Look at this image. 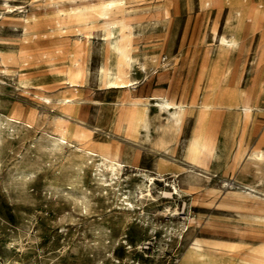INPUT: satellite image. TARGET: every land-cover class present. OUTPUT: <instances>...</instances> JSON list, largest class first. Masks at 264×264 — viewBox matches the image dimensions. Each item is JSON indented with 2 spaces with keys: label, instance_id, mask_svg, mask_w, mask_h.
<instances>
[{
  "label": "rangeland",
  "instance_id": "374dc122",
  "mask_svg": "<svg viewBox=\"0 0 264 264\" xmlns=\"http://www.w3.org/2000/svg\"><path fill=\"white\" fill-rule=\"evenodd\" d=\"M107 1L0 0V264H247L264 223L210 204L206 191L226 192L224 181L264 191L253 159L264 130V0H111L105 16ZM112 21L135 61L114 50L112 67L130 85L103 88L101 29ZM185 83L198 103L217 104L210 125V108L157 104L181 98ZM243 90L254 104L233 157ZM125 100L147 106L131 130L117 129ZM208 126L217 155L196 165L185 148ZM53 135L71 145L53 151ZM85 149H113L126 165L111 174L97 157L83 162ZM98 168L113 186L98 184ZM153 172L165 180L146 194ZM172 182L183 191L162 196Z\"/></svg>",
  "mask_w": 264,
  "mask_h": 264
},
{
  "label": "bare ground",
  "instance_id": "6f19581e",
  "mask_svg": "<svg viewBox=\"0 0 264 264\" xmlns=\"http://www.w3.org/2000/svg\"><path fill=\"white\" fill-rule=\"evenodd\" d=\"M213 1H217V0H213ZM111 5H112L111 0L107 1L106 4L104 5L103 7L104 9L102 11L105 16H107V13H108L107 9L110 8ZM5 6L9 7L11 5L5 2ZM171 7H173V4L171 2L168 5H166V7L164 6V9H165L164 13L168 14ZM238 13L240 14V12ZM119 31H120L119 26L117 25V23L113 21L110 23H105L101 29L102 60L100 62V66L98 70V81H99V84L103 88L125 87L127 85H130L131 80L130 79L124 80L119 74V72L114 70L111 64L110 56L114 50H116L119 55L121 56L123 55L124 59H126V62H128L129 64L135 61L133 56L123 54L121 44L117 40V36H120ZM86 33H85L86 36L84 39L85 43L90 41L89 34H86ZM226 44L227 46L230 47L232 51L238 49L241 46L240 40H232L230 42H226ZM161 57L162 55H160V58ZM83 63H84V66L82 70L79 72V76L81 80H83V78L85 77L86 68H87L86 61ZM186 63L188 64V70H191L192 61H188V62L186 61ZM204 63L207 64L206 62ZM145 65L146 64L144 62L139 61V66L144 70H145ZM229 72H230V68L226 70L225 80H227ZM187 91H188V83H185L184 86L182 87L181 98L176 99L175 95H172V96L170 95L171 96L170 98L162 97V100L160 102H157V104L161 108H165V109L171 108V107H177V106H183V107L197 106L199 110L202 109L205 111V109L210 108L213 110L209 118V125H210L212 116L218 113L217 104L214 102H211L208 99V95L206 96L205 99L202 98L200 102L198 103L196 101V97H197L196 93H194L193 91V93L190 96H188ZM158 98L159 97H157V99ZM253 98L254 97L251 91L249 90L242 91L241 96H240V107H241L240 119L242 121L241 122L242 126H241V133L236 140V144H235L236 148L231 154V156L233 157L236 155V153L240 150L242 146V134H243L245 125L252 113V108L254 104ZM158 100H160V98ZM63 101L70 102L71 100L69 98H64ZM146 108H147L146 103H140L138 101L129 102L128 100H125L121 104L120 109L117 113V117H116L117 129H119L122 125H124V127L128 130L133 129L139 122L143 121L144 118H146L145 117L146 110H147ZM8 118L11 120L17 119V117H14L13 115H8ZM53 136L54 137H52V139L50 140V145L53 151H59L61 148L64 147V144L71 145V143H69L64 137L56 136V135H53ZM218 147H219L218 140L215 139V137L213 136V132L210 130V127L208 126V130L205 135L201 137L198 136V138L196 139H189L186 145L185 151H186V155L190 159L194 160L196 165L197 164L204 165L208 159H214L216 157ZM82 153L85 156V159H83V162L86 159L97 157L98 159L101 160L102 164L105 165L106 168L110 169L111 174H113L115 170H120L122 169L124 165H126L124 162L117 159L116 154L113 149L110 150L108 154L97 153L95 151L88 150V149L83 150ZM133 157L135 160L139 158L138 150L134 152ZM253 159H254V162H258V163L261 162L264 165V130L258 141L256 151L253 154ZM101 170L102 168H98L96 171L97 173L96 180L98 184H100L101 186L103 185L113 186L111 185L112 184L111 181L105 180V178L102 177ZM155 179L165 180V177L162 173H159V172L147 173V180L149 182V186L145 190L146 194L151 193L150 185L154 183ZM166 183L168 182L166 181ZM222 187L226 190V192L220 195H218L217 192L206 191V195L210 198L209 200L210 204L214 203L219 208H226V209L234 210L236 213L245 214L246 216H249L251 218H254L255 220H258L264 223V191H259L253 188L250 184H239L238 185V184H234V182H227V181L223 182ZM172 189L173 190L163 189L161 191L162 196L167 197V196H171L173 193H179L180 191H183V189L178 187L174 182H172ZM140 193H142V191H140ZM125 199L127 200V198ZM127 202L130 203L129 205L133 204L130 201H127ZM188 220L189 222H197V219H194L193 217H190ZM233 228L239 229L237 226H233ZM191 246L192 248H194V251H200L202 248V245H200L197 242L192 243ZM214 264H217V263H214ZM247 264H264V246L260 249V251L256 253V256L252 258L251 261H249Z\"/></svg>",
  "mask_w": 264,
  "mask_h": 264
},
{
  "label": "crops",
  "instance_id": "0c3cea01",
  "mask_svg": "<svg viewBox=\"0 0 264 264\" xmlns=\"http://www.w3.org/2000/svg\"><path fill=\"white\" fill-rule=\"evenodd\" d=\"M189 71H191V70H189ZM185 73H186V71L184 72V75H183L182 77H184V76H185ZM182 77H181V79H182ZM139 123H140V122H139ZM139 123H138V124H139ZM138 124H137V125H138ZM137 125H136V126H137Z\"/></svg>",
  "mask_w": 264,
  "mask_h": 264
}]
</instances>
